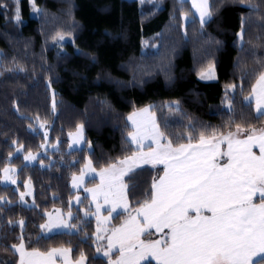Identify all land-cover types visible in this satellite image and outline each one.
<instances>
[{"label": "trees", "instance_id": "trees-1", "mask_svg": "<svg viewBox=\"0 0 264 264\" xmlns=\"http://www.w3.org/2000/svg\"><path fill=\"white\" fill-rule=\"evenodd\" d=\"M74 2L58 24L32 15L29 0H20L17 21L15 0H0V252L14 262L12 246L19 242L27 251L67 248L74 260L83 253L85 264H109L117 256L102 254L106 241L97 239L88 196L71 207L73 231L44 234L41 228L47 211L69 207L71 178L87 159L102 169L135 150L127 137L132 111L151 106L173 145L264 124V114L246 98L264 71V0H209L212 16L204 23L189 0ZM35 5L42 14L58 0ZM211 65L215 78H200ZM78 125L84 143L69 148ZM45 141L48 148L25 162L24 154ZM6 164L16 166L15 184L1 182ZM160 172L144 165L125 175L128 207L107 229L150 200ZM26 181L33 204L21 200Z\"/></svg>", "mask_w": 264, "mask_h": 264}, {"label": "snow or ice", "instance_id": "snow-or-ice-1", "mask_svg": "<svg viewBox=\"0 0 264 264\" xmlns=\"http://www.w3.org/2000/svg\"><path fill=\"white\" fill-rule=\"evenodd\" d=\"M31 2L35 7V0ZM15 3V18L19 21L20 0ZM192 7L200 14L201 23L211 18L209 0H192ZM205 75L212 78L211 70L201 77ZM252 96L256 111L264 114V73L256 80ZM146 113L148 109H143L128 117L134 128L129 136L137 152L101 170L100 190L107 184L105 201L111 195L127 208L124 193L127 186L121 177L131 171L132 164L163 165L164 175L153 183L150 200L136 209V214L120 228L112 230L103 254L109 256L114 248L118 249L119 257L114 264H141L149 257L156 264H264V131L257 135L253 129L245 139H239L238 135L245 130L237 125L235 133L217 136L213 132L210 137L201 133L196 143L189 136L188 143L174 147L171 140L161 142L164 134L154 117L137 119ZM81 132L82 129L77 136ZM146 139L156 145L147 152L143 151ZM223 144L226 151L221 150ZM254 147H258L259 154L253 151ZM222 158L224 163H220ZM26 159L35 157L29 154ZM90 166L91 161L86 167ZM3 171L5 179L11 180L9 172L13 170ZM75 180L74 177V186ZM153 229L161 234L160 238L142 239L151 236ZM102 238L97 236L98 240ZM12 247L20 253V264H54L57 255L70 264V249L45 253L36 249L25 251L23 243ZM84 260L81 253L76 264H84Z\"/></svg>", "mask_w": 264, "mask_h": 264}, {"label": "rangeland", "instance_id": "rangeland-1", "mask_svg": "<svg viewBox=\"0 0 264 264\" xmlns=\"http://www.w3.org/2000/svg\"><path fill=\"white\" fill-rule=\"evenodd\" d=\"M190 1L192 3V0H190ZM29 3L31 5V14L32 15L38 16L40 18H45L46 20H49L51 22L58 23V24H64L65 21H66V16L69 15L71 13L72 9L75 7L74 0H58V6H57V8L55 10L41 14V12H39V10H38L36 5H35V7H33V3L31 2V0H29ZM194 10L195 9H193V11ZM195 12L198 15V18L200 19V14L196 10H195ZM183 20L186 21V17H184ZM57 37L58 38L63 37V39L70 38V37H68L66 35H62V34H59ZM146 45L147 44H145L144 47H146ZM209 70H211V72H212V78H208L206 75H205L204 78H202L201 74L202 73H207ZM202 73L199 75V77L202 78V79H205V80L214 79L215 76H216L215 67L213 65L207 67ZM143 109H148V113L144 114L142 117H138L137 119L142 121V120L148 119L150 117H154L155 124L158 126V124H157V116H156L155 112L152 110L151 106H144V107H141L139 109H136V110L132 111L131 113H129L126 116L127 123L131 127L129 133L134 131V128H133L132 121H130L128 119V117L131 116L133 113L141 112V110H143ZM263 126H264V124L259 126V127H253V128H249V129H244L245 131L240 133L239 135L243 134L244 136H247L249 134L250 130H253V129L256 130V132H259V131H261L263 129ZM81 129H82L81 134L79 136H77L78 131L81 130ZM41 130L43 131V133L45 134L46 138L48 139V128L45 125H41ZM236 130H237V127L232 129V130H230V131H227L225 133H221V134L227 135L229 132L235 133ZM129 133H128L127 137L129 138V140L131 142V137L129 136ZM221 134H217V136H219ZM210 136L211 135H208L206 137H210ZM68 141H69L68 142L69 148L80 147L84 143V132H83V126L82 125H78L75 128V130L68 135ZM166 141H167V139H164L161 142L165 143ZM197 141H194L193 143H196ZM186 143H188V142H185V143H182V144H186ZM131 144L135 147V150L131 154L126 156V157H131L135 152H137V146L135 144H133V143H131ZM143 144H144L143 151H145V152L150 151L152 148L156 147V145L152 142L151 139L144 140ZM47 145H48L47 141H45L42 144V146H41V148L39 150H37L35 152H27L26 154H24L25 162L32 163L39 154L43 153L48 148ZM54 145H56V143ZM178 145H173V146L175 147V146H178ZM16 151H18V147L16 148ZM29 154H31L32 157H35V159H26V157H28ZM126 157H123L122 159H124ZM122 159H119V160H122ZM88 162H89V159L86 160V162H85L84 166L82 167L81 171L79 173L74 174L72 176V178H71V187H72V189L75 192H74L73 197L70 198V200H69V207L67 209H63L62 207L56 206L55 208L47 211L46 218H45V221H44L43 225H51V227L50 228L49 227H42L41 228V232L42 233L48 234V233H52V232H56V231H73L74 230V226L72 224L71 218L74 216V210L71 207H72L73 204H78L79 201L83 198L84 195L88 196V204L91 205V207H92L91 215H93L95 217L96 221L98 222V228L100 229V231L98 232V228H97L96 233H97V235H99L101 237H102L103 234H105V231L107 229L106 228L107 227L106 224L112 220V217L117 212L123 211V210L126 209L123 206L122 202H120L118 199L112 197L111 195L109 196L108 201L107 202L105 201V193L108 192L107 184H105V187L102 190H100L101 178H100L99 173L101 172L102 169L107 168L109 165L106 166V167H103L102 169H96V168L93 167L92 164H91L90 168L86 167V165H88ZM114 163H117V162H114ZM114 163H112V164H114ZM144 165H149V166H152V167H155V168L161 170L160 174H158V176H156L154 182L156 181L157 178H159L161 176V174L164 173V166L163 165L153 166L151 164H145V163H139V162L135 163V164H132L131 165V170H134L135 168H138V167L144 166ZM124 167L127 168L129 166H124ZM5 168L13 170V171L9 172V176L12 178L11 180H6L5 179V174H4V171H3ZM15 171H16V166H14L12 164H6L2 168L1 182H3V183H12V180H15V182H16L17 179H16V176H15ZM128 172H130V171H127L126 174ZM125 175H123L121 177L122 182H123L124 185H126L125 182H124ZM74 177L76 178L75 186H74ZM89 178L92 179V180L89 181ZM12 184H15V183H12ZM24 186H25L24 190L21 193V196L23 194V199H21V200H22L23 203L33 204L34 202H33V188H32V185H31V183L29 181H26ZM88 189L97 190V191L94 193L93 191H87ZM125 191H126V188L124 189V193L126 195ZM256 202H258V198H257ZM97 205H99V212H97ZM114 205H115V210L113 211ZM127 205H128V201H127ZM139 207H141V206H139ZM84 215H86L85 212H84ZM165 231H167V230H165ZM160 235H161L160 233H156L154 230H152V235L151 236H147L146 235V238H157L158 236L160 238ZM20 244H21V242H19L16 245L19 246ZM25 251H27V250H25ZM102 253H103V251H102ZM19 255H20L19 252H17L16 258H15V262H14L12 260L11 256H9L7 254H3V253L0 252V264H18L19 263L18 262Z\"/></svg>", "mask_w": 264, "mask_h": 264}, {"label": "crops", "instance_id": "crops-1", "mask_svg": "<svg viewBox=\"0 0 264 264\" xmlns=\"http://www.w3.org/2000/svg\"><path fill=\"white\" fill-rule=\"evenodd\" d=\"M190 1V0H189ZM190 3H191V1H190ZM191 5H192V3H191ZM194 9V8H193ZM194 12H195V10H194ZM195 14H196V12H195ZM196 16L198 17V15L196 14ZM199 19V18H198ZM207 19V18H206ZM200 20V19H199ZM201 21V20H200ZM262 73H264V71L262 72ZM259 77V76H258ZM258 77H257V79H258ZM256 79V80H257ZM256 80L254 81V83H253V86L255 85V83H256ZM253 86H252V88H253ZM252 88H251V91H250V93H249V95L247 96V99L248 100H251L252 102H253V105H254V108H255V111H256V101H255V98L252 96ZM257 112V111H256ZM258 113V112H257ZM261 131H264V126H263V129L261 130ZM261 131H259V132H256L257 133V135H259L260 134V132ZM247 136H244L243 134L242 135H238V137L237 138H239V139H245ZM221 150L222 151H226V144H223V145H221ZM253 151L254 152H256L257 154H259V149H258V147H254L253 148ZM220 163H224V158H222V159H220ZM164 175V173L163 174H161V176H163ZM160 176V177H161ZM159 180V178H157L156 179V181H158ZM153 190V189H152ZM140 208V207H139ZM136 214V211L133 213V214H131L130 216H133V215H135ZM130 216L123 222V223H121V224H119L118 226H116V227H114V228H112V229H106V231H105V234H103L102 235V237L105 239V241H106V248H105V250H103V253H104V251H107V245H108V239H107V237L108 236H110L111 234H112V230L113 229H115V228H120L127 220H129V218H130ZM154 230V229H153ZM155 231V230H154ZM144 237V236H143ZM142 237V239H144ZM159 238V236L157 237V238H145V240H148V239H158ZM52 249H67V248H62V247H58V248H52ZM52 249H50L49 251H51ZM32 251V250H31ZM49 251H47V252H49ZM118 252V253H117ZM46 253V252H45ZM102 253V254H103ZM112 253H117V256H115L112 260H111V262H113V264H114V262L118 259V257H119V251H118V249H116V248H114L113 250H112V252L109 254V255H111ZM20 254V253H19ZM104 255V254H103ZM105 256V255H104ZM68 259H69V261H70V264H76V262L80 259H76V260H74L73 258H72V256H71V252L69 253V257H68ZM148 259H151V257H149ZM256 258L254 257L253 258V260H255ZM152 260V259H151ZM145 261V260H144ZM144 261H141V263L142 262H144ZM155 264H156V262L154 261V260H152ZM18 264H20V255H19V257H18ZM54 264H66V262H65V260H64V258L63 257H61V256H59V255H57V256H55L54 257ZM84 264H85V261H84ZM109 264H110V262H109Z\"/></svg>", "mask_w": 264, "mask_h": 264}]
</instances>
